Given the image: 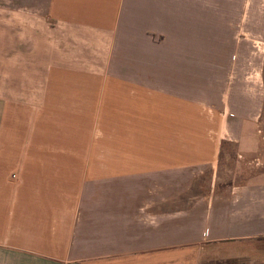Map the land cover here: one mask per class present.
I'll list each match as a JSON object with an SVG mask.
<instances>
[{
    "label": "crops",
    "instance_id": "crops-1",
    "mask_svg": "<svg viewBox=\"0 0 264 264\" xmlns=\"http://www.w3.org/2000/svg\"><path fill=\"white\" fill-rule=\"evenodd\" d=\"M247 10L0 0V264H264V100L226 92Z\"/></svg>",
    "mask_w": 264,
    "mask_h": 264
},
{
    "label": "rangeland",
    "instance_id": "rangeland-1",
    "mask_svg": "<svg viewBox=\"0 0 264 264\" xmlns=\"http://www.w3.org/2000/svg\"><path fill=\"white\" fill-rule=\"evenodd\" d=\"M245 4L248 6L246 11V18L249 20L250 25L253 24V28H249L248 32L238 34V38L243 39L246 42V48L248 50V58L244 60L232 61V74L228 76L226 80V92L229 94L232 86L236 83H240L241 88H249L250 99L255 100L256 95L259 93L264 100V27L262 28V22L264 23V0H245ZM245 18V19H246ZM218 66H224L225 61H216ZM230 63V61H228ZM229 67V66H228ZM242 71V76L239 74ZM242 81V82H240ZM229 83V84H228ZM232 85V86H231ZM246 85V86H245ZM245 87V88H244ZM226 93V94H227ZM227 94V97H228ZM225 100L227 98L225 97ZM264 109V108H263ZM260 125L259 130L264 131V110L260 113V119L258 120ZM230 131L228 128L225 132ZM264 133V132H262ZM224 148L231 151L237 148L236 143L226 142L223 145ZM225 156V164H222L220 170H217L216 174L212 171H205L199 178L200 188L197 192L200 194H206L209 190V183L212 179H218L224 181L231 178L234 170L235 158L227 155ZM230 153V152H229ZM207 264H250L248 261H238L235 263H207Z\"/></svg>",
    "mask_w": 264,
    "mask_h": 264
}]
</instances>
